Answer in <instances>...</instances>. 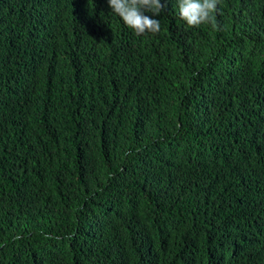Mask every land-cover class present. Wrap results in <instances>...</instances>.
I'll return each mask as SVG.
<instances>
[{"label": "trees", "instance_id": "16d2710c", "mask_svg": "<svg viewBox=\"0 0 264 264\" xmlns=\"http://www.w3.org/2000/svg\"><path fill=\"white\" fill-rule=\"evenodd\" d=\"M161 3L0 0V264H264V0Z\"/></svg>", "mask_w": 264, "mask_h": 264}, {"label": "clouds", "instance_id": "9594fccd", "mask_svg": "<svg viewBox=\"0 0 264 264\" xmlns=\"http://www.w3.org/2000/svg\"><path fill=\"white\" fill-rule=\"evenodd\" d=\"M112 13L136 35L158 33L160 21L152 17L160 15L165 5L161 0H107ZM179 15L189 27L209 22L217 9V0H178ZM151 13L152 16L146 15Z\"/></svg>", "mask_w": 264, "mask_h": 264}]
</instances>
